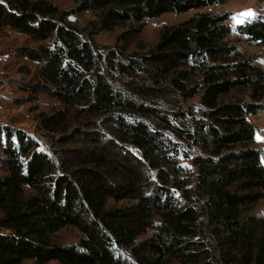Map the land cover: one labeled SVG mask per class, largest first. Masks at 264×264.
<instances>
[{
  "label": "trees",
  "instance_id": "obj_1",
  "mask_svg": "<svg viewBox=\"0 0 264 264\" xmlns=\"http://www.w3.org/2000/svg\"><path fill=\"white\" fill-rule=\"evenodd\" d=\"M227 1L0 0V31L28 37L17 54L36 65L22 90L64 105L39 117L51 157L0 124V264H264V220L245 216L264 197L249 122L264 71L231 42L228 14L198 12L127 49L146 21ZM126 26L122 45L95 42ZM235 32L264 47V15ZM69 227L78 242L57 243Z\"/></svg>",
  "mask_w": 264,
  "mask_h": 264
},
{
  "label": "rangeland",
  "instance_id": "obj_2",
  "mask_svg": "<svg viewBox=\"0 0 264 264\" xmlns=\"http://www.w3.org/2000/svg\"><path fill=\"white\" fill-rule=\"evenodd\" d=\"M57 7L68 10L73 7L75 0H49ZM198 12H209L212 14H228L227 25L230 27L231 42L244 57L252 59L253 63L264 71V47L253 44H246L239 40L235 28L258 15H264V2L260 0H228L225 4L209 7L201 10H191L184 14L166 13L159 18L146 21L142 31L131 40L127 49L144 53L151 49L159 40L161 30L164 26L176 25L192 17ZM251 12V16H242V13ZM91 12H84L75 15L71 21L78 27L86 25L93 19ZM233 17L237 19L234 20ZM237 20L239 22H237ZM129 27H117L111 32H102L95 37V42L100 46L122 45L118 41L119 35L127 31ZM26 41L28 37L16 31L5 28L0 31V124L15 129H21L28 135L35 138L40 150L54 156V145L49 142L51 135L45 133L39 126L41 115H52L62 109L64 105L43 93L33 94L22 90L25 83L33 80L35 73V63L17 54V49ZM242 93V92H241ZM247 91H245V94ZM244 96V93L242 94ZM264 102V99H263ZM249 122L255 128V140L253 146L260 148L264 152V110L258 115L249 118ZM1 157V156H0ZM264 165V158H263ZM119 206L122 203L118 204ZM246 217H254L257 220H264V197L255 205L251 206L245 213ZM150 232L147 233V237ZM142 237V238H145ZM80 232L76 228H65L54 235V240L63 245H73L78 242ZM22 264H34L32 260H25ZM48 264H59L55 261Z\"/></svg>",
  "mask_w": 264,
  "mask_h": 264
},
{
  "label": "snow or ice",
  "instance_id": "obj_3",
  "mask_svg": "<svg viewBox=\"0 0 264 264\" xmlns=\"http://www.w3.org/2000/svg\"><path fill=\"white\" fill-rule=\"evenodd\" d=\"M241 15L242 16H251L252 13L251 12H246V13H242ZM233 19L236 20L237 18L236 17H233ZM237 22H239V21L237 20Z\"/></svg>",
  "mask_w": 264,
  "mask_h": 264
}]
</instances>
